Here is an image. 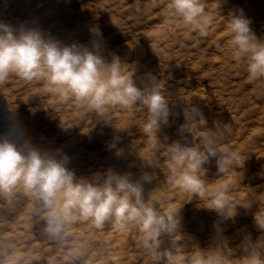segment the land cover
<instances>
[{
	"label": "rangeland",
	"instance_id": "obj_1",
	"mask_svg": "<svg viewBox=\"0 0 264 264\" xmlns=\"http://www.w3.org/2000/svg\"><path fill=\"white\" fill-rule=\"evenodd\" d=\"M206 4L215 17L207 36L189 34L177 20L165 29L167 39L152 49L151 42L164 29L166 0H0V21L37 27L66 45L91 47L96 41L106 59L116 55L134 71L138 87L153 78L172 102L153 156L142 132L146 109L97 113L74 99L61 102L43 81L12 75L0 87V135L66 156L67 167L77 178L102 179L111 170L139 180L143 173L154 172L155 179L143 184L146 199L162 211L181 206L179 234H162L159 247L150 251L138 225L129 222L121 228L114 218L100 227L92 219L75 220L52 234L42 201L19 185L11 197L0 195V260L18 255L17 264H167L165 250L190 254L192 246H198L223 253L229 264H240L243 234L255 244L264 241V230L254 220L255 213L264 212V80L249 82L246 66L230 57L226 34L227 19L242 15L251 31L264 37V0H206ZM97 27L100 36L91 32ZM187 105L196 107L207 122L204 126L201 121L191 134L180 131ZM214 121L223 123L224 143L244 162L233 176L224 177L218 176L212 158L204 165L205 179L210 185L228 183L236 204L244 200L252 204L238 205L232 218L207 209V201L168 182L167 145L197 142L201 132L213 129ZM216 224L221 240L214 247ZM113 256L119 260L113 261Z\"/></svg>",
	"mask_w": 264,
	"mask_h": 264
},
{
	"label": "clouds",
	"instance_id": "obj_2",
	"mask_svg": "<svg viewBox=\"0 0 264 264\" xmlns=\"http://www.w3.org/2000/svg\"><path fill=\"white\" fill-rule=\"evenodd\" d=\"M164 29L156 34L150 47L156 48L167 39L165 29L182 21L188 33L209 34L215 17L207 11L206 0H166ZM100 36L99 28L91 29ZM226 34L230 38V57L237 64H244L249 82L264 80V37H258L249 28V21L242 15L227 19ZM113 55L109 61L102 55L98 42L91 47L63 44L37 27L20 26L0 21V87L10 76L24 81L40 80L47 84V91L61 102L74 99L97 113L110 109L132 111L137 106L147 110L142 132L147 137L152 155L161 143L158 133L168 123L171 101L150 78L149 83L138 87L134 71ZM128 65V64H127ZM185 123L181 132L190 133L206 120L194 106L183 111ZM223 123L213 122V129L200 133L193 143L174 141L167 145L168 182L181 191L202 201L207 209L218 215L232 218L237 206L251 207V202L236 204L228 183L209 184L204 165L215 159L218 176H233L243 165L240 153L224 143ZM68 158L58 157L25 142L18 144L8 134L0 135V195L11 197L17 186L42 201L48 210V231L59 234L75 220L92 219L97 227L114 218L124 228L129 222L140 227L143 243L150 251L160 244L162 234H179V209L162 211L146 199L143 184L151 183L155 173L145 172L139 180L130 175H120L109 170L102 179L77 178L67 167ZM148 164V163H147ZM154 168L155 163L148 164ZM256 225L264 230V212L255 213ZM181 236V235H180ZM183 239V237L181 236ZM167 264H229L223 253L215 249L192 246L190 254L165 250ZM21 256L11 255L0 264H17ZM118 261V256L112 257ZM240 264H264V241L249 245Z\"/></svg>",
	"mask_w": 264,
	"mask_h": 264
},
{
	"label": "bare ground",
	"instance_id": "obj_3",
	"mask_svg": "<svg viewBox=\"0 0 264 264\" xmlns=\"http://www.w3.org/2000/svg\"><path fill=\"white\" fill-rule=\"evenodd\" d=\"M200 224H197L196 227L198 228ZM213 232H214V239H213V246L216 247L217 245V240H219L220 238L218 237L220 234V228L218 227V224H216L213 227ZM194 239V238H193ZM221 240V239H220ZM196 241H193V244H195ZM255 244L251 238L245 234H243L242 239H241V243L239 245V249L240 252L242 253V257L245 254V250L249 245ZM222 245V242H221Z\"/></svg>",
	"mask_w": 264,
	"mask_h": 264
}]
</instances>
